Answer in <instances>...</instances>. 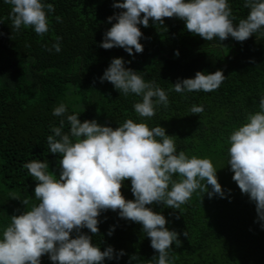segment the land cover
<instances>
[{"label":"trees","instance_id":"16d2710c","mask_svg":"<svg viewBox=\"0 0 264 264\" xmlns=\"http://www.w3.org/2000/svg\"><path fill=\"white\" fill-rule=\"evenodd\" d=\"M46 2L54 4L55 12L49 14L50 30L41 38L32 29L12 30L7 19L10 6L0 0V227L9 222V216L18 214L17 209L25 208L20 201L11 200L10 192L21 198L33 195L36 202V182L22 167L24 163L47 159L50 169L59 174L58 154L47 153L46 148L49 125L59 123L60 117L52 115L59 103L67 104L70 113L74 108H86L80 116L82 122L96 119L113 128L128 118L140 122L133 108L140 97L120 95L110 82H100L113 58L131 61L126 67L142 72L146 81L155 80L166 91L178 79L194 78L197 71L223 70L228 78L218 90L183 96L170 92L169 107L158 108L148 123L159 124L176 136L178 151L211 157L226 197L209 199L194 193L179 210L156 204L149 207L162 213L168 220L166 226L180 234V247L174 243L171 249L177 257L175 264H264V221H258L255 203L232 179L225 143L233 126L240 125L248 112L258 110L264 93V35L253 34L244 42L231 36L222 42L218 38L206 42L187 32L183 21L165 18L166 26L151 21L148 28L139 26L144 51L132 56L123 48L99 47L112 26L107 18L122 11L112 7L113 0ZM229 4L237 22L246 18L249 10L243 7L244 0H229ZM57 16L62 22L56 21ZM56 36L63 38L61 51H47ZM193 104H202L204 112L191 114ZM122 191L126 199H134L130 180ZM99 219L100 236H94L93 243L101 250L110 245L117 253H126L105 264H129L133 254L147 262L157 255L141 225L121 219L111 210ZM112 226L115 231L108 236ZM42 264H52L48 255L42 257Z\"/></svg>","mask_w":264,"mask_h":264},{"label":"clouds","instance_id":"9594fccd","mask_svg":"<svg viewBox=\"0 0 264 264\" xmlns=\"http://www.w3.org/2000/svg\"><path fill=\"white\" fill-rule=\"evenodd\" d=\"M4 3L10 6L7 19L12 30L32 29L41 38L49 32L48 17L55 12L53 3ZM112 7L122 11L107 18L112 26L99 47L123 48L132 56L144 51L139 26L148 28L150 21L155 26H166L165 18L183 21L187 32L206 42L215 38L222 42L229 36L244 42L253 34L264 35V0H244L243 7L249 11L238 22L229 0H113ZM55 19L62 22L59 16ZM62 39L54 37L55 43L46 50L59 53ZM175 55L179 56L178 50ZM126 63L131 61L113 58L100 82H110L120 95L140 97L133 104L140 122L128 118L113 128L96 119L82 122L80 116L86 108H74L70 113L63 102L53 108L52 115L60 119L58 125H49L46 148L47 153L58 154L59 174L50 169L47 159L34 158L22 165L36 182V202L33 195L21 198L14 191L9 193L11 200L20 201L25 208L17 209L18 214L9 216V222L0 227V264H42L45 255L52 264H105L106 260L120 259L126 255L123 250L117 253L110 245L101 250L93 243V237L100 236L99 217L109 210L141 225L157 253L147 262L133 254L129 264H175L177 257L171 249L174 243L180 247V234L170 230L166 217L149 205L179 210L194 193L203 197L206 194L209 199L226 197L211 157L178 151L176 136L169 135L159 124L148 123L158 108L169 107L170 92L183 96L218 90L228 78L223 70L197 71L194 78L178 79L166 91L155 80L146 81L142 72L126 67ZM189 111L199 115L204 106L193 104ZM225 143L232 179L242 194L255 203L258 221H264V93L258 110L248 112L240 125L233 126ZM128 180L134 196L131 200L122 191ZM114 231L112 226L108 236ZM184 236H188L187 231Z\"/></svg>","mask_w":264,"mask_h":264},{"label":"rangeland","instance_id":"374dc122","mask_svg":"<svg viewBox=\"0 0 264 264\" xmlns=\"http://www.w3.org/2000/svg\"><path fill=\"white\" fill-rule=\"evenodd\" d=\"M98 121V120H97ZM99 122V121H98ZM100 123V122H99Z\"/></svg>","mask_w":264,"mask_h":264}]
</instances>
